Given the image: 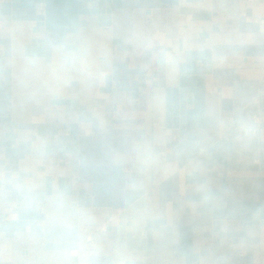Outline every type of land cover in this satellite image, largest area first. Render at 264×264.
Segmentation results:
<instances>
[{"label": "crops", "instance_id": "crops-1", "mask_svg": "<svg viewBox=\"0 0 264 264\" xmlns=\"http://www.w3.org/2000/svg\"><path fill=\"white\" fill-rule=\"evenodd\" d=\"M0 264H264V0H0Z\"/></svg>", "mask_w": 264, "mask_h": 264}, {"label": "built area", "instance_id": "built-area-1", "mask_svg": "<svg viewBox=\"0 0 264 264\" xmlns=\"http://www.w3.org/2000/svg\"><path fill=\"white\" fill-rule=\"evenodd\" d=\"M42 13H43V11H42V10H40V11H39V14H42Z\"/></svg>", "mask_w": 264, "mask_h": 264}]
</instances>
